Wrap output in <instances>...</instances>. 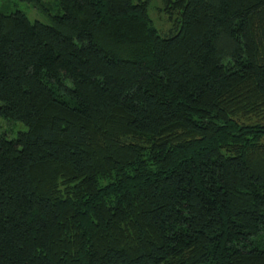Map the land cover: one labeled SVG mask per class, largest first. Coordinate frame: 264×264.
<instances>
[{"label":"trees","instance_id":"obj_1","mask_svg":"<svg viewBox=\"0 0 264 264\" xmlns=\"http://www.w3.org/2000/svg\"><path fill=\"white\" fill-rule=\"evenodd\" d=\"M150 1L0 12V264H264V0Z\"/></svg>","mask_w":264,"mask_h":264},{"label":"rangeland","instance_id":"obj_2","mask_svg":"<svg viewBox=\"0 0 264 264\" xmlns=\"http://www.w3.org/2000/svg\"><path fill=\"white\" fill-rule=\"evenodd\" d=\"M136 1L133 0V2ZM164 5L165 0H151L148 4V14L151 23L160 34L173 31L175 26H177L176 20L181 17L179 13H173V19H170L167 12L163 9ZM15 11L23 12L30 21H40L42 23H50L51 15L62 13V10L57 4V0H42L39 7H35L32 3L21 0H0V12L12 13ZM25 129L26 127L20 122H7L6 124V121L0 118V133L6 132V136L9 138L15 136L18 131Z\"/></svg>","mask_w":264,"mask_h":264}]
</instances>
